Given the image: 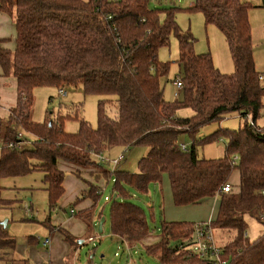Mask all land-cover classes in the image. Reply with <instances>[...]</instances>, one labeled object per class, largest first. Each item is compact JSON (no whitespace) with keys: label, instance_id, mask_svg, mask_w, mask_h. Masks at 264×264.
<instances>
[{"label":"trees","instance_id":"obj_1","mask_svg":"<svg viewBox=\"0 0 264 264\" xmlns=\"http://www.w3.org/2000/svg\"><path fill=\"white\" fill-rule=\"evenodd\" d=\"M253 7L257 6L241 0H193L188 7L201 11L206 24L215 25L225 36L234 62V71L225 73L210 53H196L194 36L179 29L174 8L165 9L161 20V10L150 7V0H0V13L9 15L16 27L14 49L4 46L8 38H0V65L17 79V102L6 117H0V178L42 171L49 206L55 210L64 194L66 172H71L87 187L73 206L81 199L92 200V206L77 215L98 233L93 216L104 190L99 181L110 172L93 154L118 146H143L147 153L137 171L116 167L111 172L114 196L124 198L111 208L112 235L125 239L130 247L145 244L153 232L145 211L129 202L127 188L146 191L150 183L168 175L176 205L218 198L210 226L231 234L230 242L221 246L230 264H264V232L251 242L245 220L252 213L264 217V126L257 124L264 117V79L260 78L264 73L257 69L254 56L249 19ZM173 32L182 67L177 77L183 88L180 99L168 101L161 82L170 63L160 59L159 51ZM71 84H80L85 93L114 95L117 116L106 113L102 99L97 127L82 120L79 131L70 132L64 128L66 116L51 114L44 122L33 119L37 87L55 86L66 92L64 87ZM183 107L193 114L179 116ZM233 113L244 117L243 127L200 135L203 127ZM183 133L193 141L185 149L179 141ZM219 135L228 139L225 156L201 157L199 141ZM23 140L28 141L24 146ZM235 171L240 175L237 188L231 181ZM86 174L96 180L89 181ZM226 184L232 187L229 191L224 190ZM2 188L0 208L12 207L14 200L2 197ZM195 224L163 221L158 240L145 244L147 252L166 264H213L190 248ZM62 231L67 241H76ZM16 246V239L0 222V264H12Z\"/></svg>","mask_w":264,"mask_h":264},{"label":"rangeland","instance_id":"obj_2","mask_svg":"<svg viewBox=\"0 0 264 264\" xmlns=\"http://www.w3.org/2000/svg\"><path fill=\"white\" fill-rule=\"evenodd\" d=\"M252 6L249 11V19L252 26L254 43V56L256 67L264 73V7H260L262 0H241ZM193 0H150V7L161 10V20L166 17L165 9H175V19L179 29L183 32H190L194 36V49L196 53H210L213 61L221 71L231 73L234 71V62L223 33L212 24H206L204 15L199 10L190 11L188 7ZM162 61H169L170 71L167 76L162 78L164 97L168 101L180 99L182 93L176 95L174 80L181 74L182 67L178 62L179 46L178 40L173 32L170 36L168 45L163 46L159 51ZM63 94L55 86H41L35 89V103L32 109V117L37 122H44L48 115L66 116L64 128L70 132H77L80 129L81 121L85 120L93 127L98 126L99 101H105V111L111 117L117 116V103L114 95H101L96 93H85L83 87L78 85H66ZM52 97V98H51ZM191 108L183 107L178 110V115L182 117L191 116ZM70 115V117H67ZM77 115V116H76ZM250 122H252L250 120ZM245 124L244 117L238 113L226 116L220 122L211 123L202 128L200 135L209 136L219 129H238ZM257 124L264 126V117L258 120ZM29 139H33L29 136ZM180 143L192 145V138L187 133H183L179 138ZM228 139L223 135L217 136L208 142L197 144L198 153L201 157L217 158L226 154ZM147 153V148L135 146L131 149L114 147L100 154H93L95 160L101 163L110 173L108 177H102L100 185L104 188L95 206V216L104 217L103 231H92L95 236L85 244L80 250L77 259L78 264H85L91 259L92 264H128L130 258L135 264H166L156 256H151L145 244H138L130 247L123 240L113 237L111 208L114 203L123 201L121 195L114 197L115 179L111 172L115 170L113 163L121 154L124 158L117 165L118 169L135 172L138 170L139 160ZM91 171L90 173H92ZM238 172L235 171L233 178H237ZM86 178L94 182L96 178L86 174ZM69 186L73 187L76 182H81L76 177L66 178ZM232 181V180H231ZM233 184V182H232ZM2 197L14 200L12 207L0 208V222L7 221L6 228L17 241V250L14 258L21 257L24 246L33 241L34 237L39 239L45 236V227L42 221L51 218L55 210L50 209L48 193L45 190L44 174L42 171H32L21 176H4L0 178ZM129 202L139 205L146 213L153 241L161 233L163 221H186V222H209L215 218V208L218 207V198L205 200L196 205H176L169 182L168 175H164L161 182H152L146 191L135 187H128ZM236 190L234 186V191ZM70 192V188L67 189ZM109 196L110 200L105 197ZM60 199L58 207L66 206V209L59 208L60 214L65 217L70 210L71 203H64ZM29 202V209L26 207ZM57 207V208H58ZM69 209V210H68ZM218 211V210H217ZM77 213H75L76 215ZM211 219V220H210ZM101 219H97V226ZM248 239L253 242L264 232V217L255 214H246ZM97 229V228H96ZM92 234V235H93ZM214 239L219 246H225L230 242L231 234L224 230L215 228L213 230ZM152 241V242H153ZM148 239L146 240V244ZM149 245V244H148ZM45 249H43V252ZM118 252V255L116 253ZM2 253V252H1ZM0 253V254H1ZM94 254L92 258L89 256ZM13 260V259H12ZM11 260V261H12ZM176 264H191L189 262H179Z\"/></svg>","mask_w":264,"mask_h":264},{"label":"crops","instance_id":"obj_3","mask_svg":"<svg viewBox=\"0 0 264 264\" xmlns=\"http://www.w3.org/2000/svg\"><path fill=\"white\" fill-rule=\"evenodd\" d=\"M15 36L16 27L14 20L9 15L0 13V38L9 39L4 44L6 48H15ZM16 102L17 79L12 74H5L0 65V117H6L11 107H13ZM69 177L76 176L71 172H66V177L64 180V194L61 197V199L64 197V203H71L72 201L74 202L78 197H82L84 191L87 190L86 184L77 177L76 178L79 179L81 185L74 182L73 187L69 186L66 179ZM239 181L240 175L238 172L237 178H233L232 176V182L236 185V188L238 187L237 185ZM69 188L70 192H67V189ZM216 198L217 197H210L205 200H214ZM216 205H218V202ZM91 206V199H81L74 206H70V210L68 209V214L65 215V217L60 214L59 208H63L65 210L66 206L63 207V205H61L60 207L56 208L55 213L51 216V218L42 221L45 227V236L40 237L39 239L34 237L33 241L29 240V242H27V244L24 246V251H22V254H20L21 257L14 258L12 264H78L77 259L80 254V250L90 241L91 237L95 236V234L92 233V230L89 228V226L77 214L75 215V213L88 209ZM72 210L74 211L72 212ZM217 210L218 207L215 208V214H217ZM97 219L98 217L95 216L94 211L93 223L96 226ZM48 221L52 227H49V224H47ZM61 229L68 231L76 238V241H67ZM113 237L118 238L114 235ZM46 238H50L51 242L49 244H45ZM147 239V245L156 242V240H152L153 237H149ZM43 249H45L44 252ZM93 256L94 254L90 255L89 257L92 258ZM85 264H92L91 259Z\"/></svg>","mask_w":264,"mask_h":264},{"label":"built area","instance_id":"obj_4","mask_svg":"<svg viewBox=\"0 0 264 264\" xmlns=\"http://www.w3.org/2000/svg\"><path fill=\"white\" fill-rule=\"evenodd\" d=\"M260 78L264 79V74H262L260 76ZM173 82H174V85L176 88V95H178L179 92L183 88L182 79L180 77H177ZM60 91H61L60 93H62V94L64 93V90H60ZM19 136L23 137L22 132H19ZM27 143H28V141L23 140L21 142V145L24 146ZM181 146H182V149L186 148L185 143H182ZM123 158H124V155L121 154L117 159L113 160L115 167H117L120 160H122ZM237 159H238V156H234L233 162L237 163ZM231 188L232 187L230 184H226L224 186L225 191H229ZM105 198L108 200L109 196H106ZM26 207L29 209V204L27 202H26ZM73 211L74 210H72V212ZM210 222L211 221H209V222H196V224L194 226L193 235L191 236V239H189V242L191 243L190 248L194 253L198 254L199 256L212 261L213 264H230L229 258H226L224 256V252H223L222 247L219 246L214 239L213 230H212V227L210 226ZM123 241L127 245L128 250H130V246L127 243V241L125 239H123ZM50 242H51L50 238L45 239V244H49ZM180 246H183V245L180 244ZM116 255H118V252L116 253ZM128 264H135V263L130 258V260L128 261Z\"/></svg>","mask_w":264,"mask_h":264},{"label":"water","instance_id":"obj_5","mask_svg":"<svg viewBox=\"0 0 264 264\" xmlns=\"http://www.w3.org/2000/svg\"><path fill=\"white\" fill-rule=\"evenodd\" d=\"M114 197H116V195ZM104 221H105V218L101 217V220L99 221L98 226H97L98 227V232H102L103 231V223H104ZM6 223H7V221L2 222L3 226L6 227Z\"/></svg>","mask_w":264,"mask_h":264}]
</instances>
